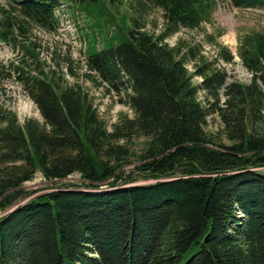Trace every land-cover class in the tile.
<instances>
[{"label":"trees","instance_id":"16d2710c","mask_svg":"<svg viewBox=\"0 0 264 264\" xmlns=\"http://www.w3.org/2000/svg\"><path fill=\"white\" fill-rule=\"evenodd\" d=\"M61 1L78 30L122 33L119 43L87 54L83 63L84 77L123 95L133 111L111 131L76 81L71 51L61 61L75 76L72 83L60 61H51L55 54L48 64L39 57L33 28L57 33L54 9ZM229 1L264 9V0ZM122 3L0 4V42L21 58L1 67L14 74L42 117L21 124L0 106V211L26 199L0 216V264H264V31L238 35L237 54L253 72L250 82L224 85L227 72L197 45L165 42L181 28L211 21L216 0H137L133 14L118 23L107 4L117 12ZM148 5L162 10L158 34L144 29ZM84 12L91 21L82 28ZM218 48L232 60L227 47ZM188 61L195 62L192 72ZM216 114L220 129L211 133L207 120ZM135 136L147 140L126 175L120 167L129 162ZM36 172L48 181L76 173L79 181L51 184L30 197L35 190L21 186ZM138 173L153 181L132 184ZM101 186L110 189L90 191Z\"/></svg>","mask_w":264,"mask_h":264},{"label":"rangeland","instance_id":"374dc122","mask_svg":"<svg viewBox=\"0 0 264 264\" xmlns=\"http://www.w3.org/2000/svg\"><path fill=\"white\" fill-rule=\"evenodd\" d=\"M217 6L212 13L211 21L203 23L201 27L197 29L181 28L177 32L173 33L171 36L165 39V42L170 46L175 45L179 40L187 42L191 45H197L200 49V53L204 55L206 59L216 61L215 67L218 69H224L226 73L225 84L228 82H243L248 83L253 77V72L248 70L242 61L240 60L236 47L238 45V35L248 32L250 30H260L264 31V9L262 8H241L235 7L230 3L229 0H216ZM4 0H0L2 4ZM112 15L115 17L116 22L120 23L121 16L127 17L133 14V8L137 7V0H123V3L117 9V12L113 10L110 4H107ZM67 8V7H66ZM115 9V8H114ZM69 10L64 12L65 19L60 25L57 33L45 32L40 28H34L33 33L38 39L41 46L39 57L43 60L46 59V64L49 63V58L51 55L54 59L60 61V66L63 68L65 73V66H63V61L61 57L64 56L65 52L71 51L72 58L78 64H74V71H76L79 76L76 80L80 85H82L83 90L87 93L93 105L96 107L98 115L105 122L107 131H111L114 123L118 122L121 116H127L131 118L133 116V111L129 105L124 103L122 97L114 90L109 93L106 91L107 84L95 86L88 77H84L86 67L83 63L86 62V55L89 53L96 52L102 47L111 44L119 43L122 40V33L115 32L114 36H107L106 31H97L98 28H93L91 26L87 27L84 32L78 30V26L74 25L75 21L72 17L68 16ZM82 17L79 19V24L81 27L85 28V24L89 23V15H85L86 12L81 13ZM95 18L94 21H96ZM101 21V19H100ZM74 22V23H73ZM144 29L150 33L158 34L163 28V17L162 10L153 5H148L143 16ZM101 23V22H100ZM77 25V23H76ZM90 25V23H89ZM88 26V25H87ZM122 32H126L125 29H121ZM84 34V35H83ZM206 34L210 37L207 38ZM83 35V36H82ZM212 36V39H211ZM215 45H223L231 50L232 60L226 61L219 56L218 49ZM51 54V55H50ZM70 54V52H69ZM23 58V57H22ZM21 58L17 50H13L10 46L0 43V106L7 108L12 112L16 113L19 123H23L27 118H35L38 121H42V117L37 109L35 103L31 98L25 93L22 85L15 79V76H6V70L1 66L8 64L10 61L18 62ZM83 60V61H81ZM226 62L228 64L222 63ZM194 61H188L186 67L190 72L194 71ZM56 66V63H54ZM59 66V67H60ZM10 68L8 67V71ZM62 70V71H63ZM11 71V70H10ZM63 71V72H64ZM91 74V73H90ZM94 75V74H93ZM66 81L69 83L74 82L75 76H71L69 73L66 74ZM200 77L195 76L194 81L200 82ZM259 82V81H258ZM264 92V83L259 82ZM223 90V88L221 89ZM201 95V93H199ZM198 95V96H199ZM264 111V110H263ZM220 129V118L216 114L207 120L206 130L215 133ZM147 138L144 136H135L132 138L129 150L132 154L129 157V162L124 163L120 169L126 174H131L134 172V166L138 163L137 155L143 151L145 148ZM223 143H228L225 137H222ZM259 170L264 171V167H260ZM135 180L132 184H146L150 183L152 179H146L141 174L133 175ZM79 176L74 173L61 180L48 181L43 178L40 172H36L35 175L28 181L22 184V188L26 190H35L30 197L40 194L42 192L48 191L47 186L51 184H56L63 186L64 183L68 182H78ZM105 186L98 187L97 189H90V191L98 192L103 190H109ZM26 199L21 198L14 202L12 206H16ZM0 211V216L11 209V207Z\"/></svg>","mask_w":264,"mask_h":264},{"label":"bare ground","instance_id":"6f19581e","mask_svg":"<svg viewBox=\"0 0 264 264\" xmlns=\"http://www.w3.org/2000/svg\"><path fill=\"white\" fill-rule=\"evenodd\" d=\"M66 11H67V8H66V5H65V4H60V6H58V7L55 9V16H56V18L59 19V24H58V26H57V32H58V29H59L60 25L63 23L64 20H66V19H65V16H64V12H66ZM68 16L70 17L69 14H68ZM73 23H74V22H73ZM74 25H75V24H74ZM3 44H5V43H2L1 46H3ZM222 63H224V64H228V63L223 62V61H222Z\"/></svg>","mask_w":264,"mask_h":264}]
</instances>
